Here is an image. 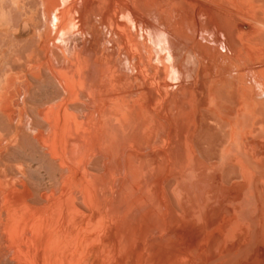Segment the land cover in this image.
<instances>
[{"label":"bare ground","instance_id":"obj_1","mask_svg":"<svg viewBox=\"0 0 264 264\" xmlns=\"http://www.w3.org/2000/svg\"><path fill=\"white\" fill-rule=\"evenodd\" d=\"M20 1L0 0V33L29 15ZM35 1L49 72L61 65L77 85L70 106L97 115L78 119L63 100L84 133L70 142L95 195L86 216L95 264H264V0ZM21 26L18 53L29 43ZM237 172L242 180L227 186ZM63 175L64 195L73 180Z\"/></svg>","mask_w":264,"mask_h":264},{"label":"rangeland","instance_id":"obj_2","mask_svg":"<svg viewBox=\"0 0 264 264\" xmlns=\"http://www.w3.org/2000/svg\"><path fill=\"white\" fill-rule=\"evenodd\" d=\"M23 2L24 3L27 2L26 7L24 8L23 6V8L24 9H26L27 7L28 8L26 12L21 7L24 10L22 11L25 14L26 13L29 14L32 18H30L29 15L25 16V14L20 10L21 8H19V11L18 10L15 11L14 14L19 15L20 13L22 17L23 16L22 13H23L25 17L19 18V21L17 20V18L16 19L13 18L14 25L11 24V28L9 29L10 32L0 33V39H1L0 40V109L2 107V109L0 110V157H2L0 158V182H3L0 183V186H3V188L0 187V264H95L96 261H94L93 258L96 249H92V243H90L88 239V237L91 234V229L89 224L90 218L86 217L91 213L89 210L93 206L95 195L94 193L91 194L93 190L91 189V185H89V181L86 178L83 162L79 163L80 167L77 163L79 162L80 154L77 153V150L72 148V144L74 143L75 140L74 141L72 140L73 142L72 141L70 142V138L75 139L77 137H78L77 141H80L84 133L82 128L76 125L75 123H73L74 121L72 120V118H70L69 116L67 117V115L63 110L64 109L63 100L67 98L66 96H68L67 101L69 103V101L75 98L74 91L75 89H77V85L74 83L73 86L72 80L69 79V77H65V75H63L62 70L59 71L58 67L60 66L61 68V65L57 66L55 65V63H53L54 65L52 64V68L55 71L54 72L55 74L52 75V72L51 71L49 72V68L45 64L46 61L45 54L44 52H42V50H40L41 48L38 44L39 38L34 37L35 35L37 36L39 34L37 32L38 30L37 27H39L37 26V24H40L39 19L42 18L39 27L40 31L38 30L39 32H42L41 30H43L44 28L43 24H45L41 11H39L38 14V10H40L38 8L40 7V3L38 4L39 1L36 2L35 0H30V1L21 0L20 6L25 5ZM33 14L35 16H39V18L33 17ZM20 15L18 17H20ZM34 18H36L37 20H35ZM30 19L33 20L30 21ZM15 20H17V22ZM22 24L25 25L27 24L28 27L25 28H28V30H25L22 34V37L20 38H22V40L24 39L23 42L27 41L26 40L27 38L28 39L27 42H29L28 44H30L32 41L33 45L31 46L29 45L30 47H28V44L26 42L24 44L21 41V43L23 44L21 45V48H18V50H20L18 53L15 52L17 50L16 49L17 47L14 46L16 42H14V40L12 42V38L14 39L12 32L14 30L20 31V29L22 28L21 26ZM16 26L18 27L14 28ZM31 26L35 28L33 27L31 28ZM34 32H36V34H32ZM4 36H6V38ZM35 39H36V44H38L37 46H35L36 44H34L35 41L33 42V40ZM77 42L80 44L81 39H77ZM67 44H70L69 41ZM33 46L37 48L39 46V48L35 49V47ZM32 49H34L35 51ZM31 51L32 53L34 52L33 57L36 58L28 61L27 55L29 54L32 55V53H30ZM16 53L21 54L19 58L22 57L23 59L22 61L21 59L17 61L16 58H14L16 57V55H18ZM53 53H55V55L53 54V56L55 57L60 56L58 55L56 50H54ZM19 61H21V63ZM31 61L33 62L30 63ZM36 61L37 64L35 63ZM27 62H29V64L31 65L33 63L34 64L32 66L30 65V67L27 65L28 66L27 67L26 66V64H28ZM38 62L39 63L41 62L40 64L42 70L40 69L41 70L40 77L34 78L33 75L37 74V71H39L38 67L40 64H38ZM33 66H35L34 68L36 67L37 68L34 69ZM122 66L125 71L128 70L127 72H129V68L125 67L126 65H122ZM26 74H28V76ZM25 79L28 81L29 86L30 84L31 86L28 87L29 91L26 94H23L22 90L23 88H25V86H23V82ZM67 80L68 83H66ZM69 80L71 82V86L69 85ZM64 84L65 87L63 86ZM63 88H65V90ZM68 88L71 90V91L69 90L71 94H66L67 92L69 93V91H67ZM63 90L66 92H64ZM79 96L82 101L87 99V95L83 93V90H80ZM20 104L22 106H20ZM70 104L71 102L69 103V105H67L69 111L72 113L74 112V114H76L77 117L79 116L78 119H80L82 115L85 119L88 118V116L90 117L93 115L94 118L97 117L96 113L95 114L92 113L95 112L94 108L91 109L88 108L90 109L88 110L84 106L73 107L70 106ZM5 106L8 107L5 108ZM7 108L8 109L11 108L12 111L11 109H9V112H6ZM85 114L87 116H84ZM16 115L17 117L14 118V116ZM65 117L68 118V120L66 119L67 122L70 121L67 125H66L67 122L64 119ZM74 124L76 127H74ZM68 128L71 129L68 130ZM16 133L18 134L19 140H17L18 137H16L17 136ZM72 133H74V135ZM62 135H63V139L61 138ZM54 137L57 138L55 142H57L56 145L59 144L57 146L58 149L60 150L62 148L60 150V152L62 153H58L59 150L57 152L59 157H57V154L55 153V151H57V147L55 148L56 150L53 149V147H55L56 145H51L55 140V139L52 140V138ZM15 139L18 141V143L16 142L17 145L14 142L16 141ZM11 140L13 144L10 143ZM50 140L53 141L51 142L50 145L52 147L51 149H53L54 153L56 154V156L54 155V157L52 155V150L50 149V145H49ZM55 142L53 144H55ZM60 143H62L63 145L61 144L60 146ZM62 154L65 157L64 159ZM76 154H79V156ZM61 159H63V161ZM75 160H76L75 165L78 167L79 170L74 165ZM59 161L60 162L62 161L61 166H63V164L66 162L64 164V169L63 167L60 166ZM67 164L71 165L70 167L73 166L74 168L73 167L72 169L68 168L69 165ZM64 173H66L65 174L66 176L63 175ZM61 175H63L64 178L70 177V179L68 178L69 182L70 180L74 181V182L72 181L71 184L69 183L67 184V189H66L67 192L65 191L64 195L60 192V186H61L60 184L62 180L60 179ZM232 178L233 179L227 182V186H229L232 182L239 183V181L242 180V177L238 172L235 173V175ZM9 185L10 188L7 187ZM11 189L13 190V192ZM15 192H17L16 194L19 197L22 196L21 197L22 200L18 196L15 197ZM59 193L60 195L63 196L62 197L58 196ZM26 194H28L29 196ZM91 195H92V199H91ZM11 196L12 198L15 197V199H12ZM59 197L61 198L58 201L57 199ZM64 205H66L65 208H63ZM38 208L42 209V211L39 210L38 213L34 212V214H38V216L34 215V217L35 216L36 217L33 218L32 211H34L35 209L38 210ZM40 211L41 214L42 212L44 214V215L42 214L44 217L43 219H41L42 215L40 216ZM82 213L85 216H83ZM30 214L32 215V217ZM37 218L39 220H37Z\"/></svg>","mask_w":264,"mask_h":264}]
</instances>
